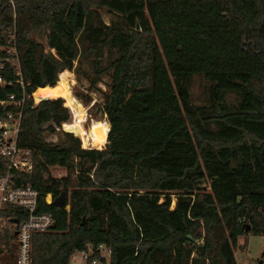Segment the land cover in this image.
Returning a JSON list of instances; mask_svg holds the SVG:
<instances>
[{"label": "trees", "instance_id": "trees-1", "mask_svg": "<svg viewBox=\"0 0 264 264\" xmlns=\"http://www.w3.org/2000/svg\"><path fill=\"white\" fill-rule=\"evenodd\" d=\"M63 71L88 89L109 80L100 149L61 130L80 120L62 97L32 102ZM0 78V101H22L17 145L35 161L15 185L36 190V213L52 220L32 235L30 264H67L97 244L109 264H235L248 233L264 256V0H0ZM18 109L1 105L0 119ZM57 131L60 142L46 141ZM5 258L14 264L12 247Z\"/></svg>", "mask_w": 264, "mask_h": 264}, {"label": "built area", "instance_id": "built-area-1", "mask_svg": "<svg viewBox=\"0 0 264 264\" xmlns=\"http://www.w3.org/2000/svg\"><path fill=\"white\" fill-rule=\"evenodd\" d=\"M15 74L19 76L17 66ZM2 81L0 78V85ZM9 104L19 107L15 113H9L0 119V264H6L2 257L7 255V246L14 251V264H30L31 238L33 234L46 232L52 224L51 217L45 213H36L38 192L29 186H16L20 174L33 171L34 155L17 145L21 117V102H14L12 96L0 101V106ZM63 126V125H62ZM62 129V127H61ZM51 196L45 195L44 202L49 204ZM5 206L20 208L25 219H6L2 216ZM12 235L11 241L2 240L5 234ZM111 249L105 244L87 245L84 249L72 252L67 264H109Z\"/></svg>", "mask_w": 264, "mask_h": 264}, {"label": "rangeland", "instance_id": "rangeland-1", "mask_svg": "<svg viewBox=\"0 0 264 264\" xmlns=\"http://www.w3.org/2000/svg\"><path fill=\"white\" fill-rule=\"evenodd\" d=\"M99 14H100L101 20L105 24H108L113 19L111 15L106 12L105 9H99ZM33 37L36 38L35 36ZM62 73H66L68 78L72 76L69 79V83L71 85L70 92L73 95V97L75 96V99L78 100L81 105H83L81 103V100H84L87 97L90 100L87 105H83L84 111H85V117H84L85 119L81 123L82 127L85 130H87L91 126L92 121H105L104 115H102L99 112L98 105L102 102V93L106 92L107 90V84L109 82L108 78L102 77L100 82H98L94 86V88L88 89L86 81L82 79L77 81L72 72L63 71ZM62 73H60L59 75V82L57 83V87L55 89L58 88V84L62 81V78H61ZM204 86H205V83L201 78L195 77L192 80L190 90H189L190 100L192 103H195V104L202 103L203 101L202 90ZM53 96L62 97L63 100L65 101L64 105L65 106L68 105L65 97L63 96L50 95L48 98L53 97ZM32 102L33 104L36 103L33 99H32ZM71 110L73 111L75 115L74 110L73 109ZM70 116H71V122H72L71 113H70ZM75 125H76V121H75ZM65 130H68L69 132L73 131L72 128H68V127H65ZM72 135L79 139V137L74 135L73 133ZM45 139L46 141L55 144L62 140V136L60 132L57 131L52 135H45ZM79 143H80V147H82V149H85L83 148L81 139H79ZM87 148H91V147L86 146V149ZM48 176L52 178L60 179V178L66 177L67 175H66V171L63 168L52 167V168H49L48 170ZM197 186L201 190H208V182L206 180L198 182ZM173 205H174V198L172 196L170 208H172ZM262 249H263V238L259 235H253V234L248 233L245 236L238 238L237 246L235 250L233 251V257L235 260V264H264V256L263 257L261 256Z\"/></svg>", "mask_w": 264, "mask_h": 264}, {"label": "bare ground", "instance_id": "bare-ground-1", "mask_svg": "<svg viewBox=\"0 0 264 264\" xmlns=\"http://www.w3.org/2000/svg\"><path fill=\"white\" fill-rule=\"evenodd\" d=\"M72 77V76H71ZM70 77V78H71ZM62 81L58 84L57 89H42L38 88L33 94V100L38 103L42 99H48L50 95H57L65 97L67 104L72 106L78 113L80 121L77 125L72 128L74 135L82 139L83 148L86 149V146H90L91 149H100L106 140V133L108 131V125L106 121H92L91 126L85 130L81 123L84 121L85 111L83 105L80 104L78 100L75 99V96L70 92V83L66 73L61 75ZM64 127V125H63ZM69 132L68 130H66Z\"/></svg>", "mask_w": 264, "mask_h": 264}, {"label": "water", "instance_id": "water-1", "mask_svg": "<svg viewBox=\"0 0 264 264\" xmlns=\"http://www.w3.org/2000/svg\"><path fill=\"white\" fill-rule=\"evenodd\" d=\"M42 100H45V99H42ZM41 101V100H40ZM63 132H65V133H71V132H67L65 129H64V127L62 126V129H61ZM201 181H203V180H201ZM55 205H59V201H56L55 203H54Z\"/></svg>", "mask_w": 264, "mask_h": 264}]
</instances>
